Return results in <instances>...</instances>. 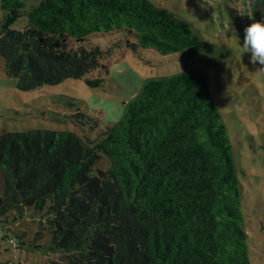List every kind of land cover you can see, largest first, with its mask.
<instances>
[{
  "label": "trees",
  "instance_id": "obj_1",
  "mask_svg": "<svg viewBox=\"0 0 264 264\" xmlns=\"http://www.w3.org/2000/svg\"><path fill=\"white\" fill-rule=\"evenodd\" d=\"M0 7V57L22 90L70 78L101 85L87 75L120 46L88 47L94 33L122 31L135 38L132 50L185 59L204 46L188 20L151 0ZM23 15L24 28H11ZM242 200L232 139L203 71L146 79L94 138L48 129L0 134V218L28 206L42 213L49 248L67 255L64 264H251Z\"/></svg>",
  "mask_w": 264,
  "mask_h": 264
},
{
  "label": "rangeland",
  "instance_id": "obj_2",
  "mask_svg": "<svg viewBox=\"0 0 264 264\" xmlns=\"http://www.w3.org/2000/svg\"><path fill=\"white\" fill-rule=\"evenodd\" d=\"M23 1L26 10L41 2ZM151 1L188 20L202 36L204 46L195 57L161 54L154 48L132 50L129 45L135 38L122 31L94 33L89 35L88 47L107 49L110 41L120 46L87 75L102 78L101 85L91 87L85 78H70L33 90L18 88L17 79L4 72L0 57V134L48 129L94 138L120 119L125 104L135 98L146 79L203 71L233 143L251 264H264V71L250 61L249 53L240 52L245 26L254 19L264 20V0ZM3 15L0 7V22ZM26 23L27 15H23L11 28L21 30ZM108 166L109 159L103 156L98 167ZM42 215L28 206L21 216L11 212L5 221L0 218V264L67 261L65 253L50 250L51 237Z\"/></svg>",
  "mask_w": 264,
  "mask_h": 264
},
{
  "label": "clouds",
  "instance_id": "obj_3",
  "mask_svg": "<svg viewBox=\"0 0 264 264\" xmlns=\"http://www.w3.org/2000/svg\"><path fill=\"white\" fill-rule=\"evenodd\" d=\"M251 17V16H250ZM243 42L240 40L241 55L250 54V61L259 64L264 71V20H253L244 28Z\"/></svg>",
  "mask_w": 264,
  "mask_h": 264
}]
</instances>
